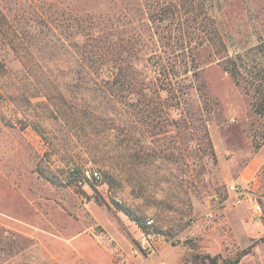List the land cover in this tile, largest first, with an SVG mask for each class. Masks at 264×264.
Instances as JSON below:
<instances>
[{
  "label": "rangeland",
  "instance_id": "374dc122",
  "mask_svg": "<svg viewBox=\"0 0 264 264\" xmlns=\"http://www.w3.org/2000/svg\"><path fill=\"white\" fill-rule=\"evenodd\" d=\"M164 1L0 0L6 14L0 26V264H139L136 258L156 255L160 243L166 264H202L207 254L234 258L250 244L239 264H264V215L253 218L248 201L229 199L231 183L252 180L264 197V114L253 110L255 90L237 84L200 49L210 98L208 145L191 131L175 130L179 110L172 100L165 125L148 112L139 121L127 91L113 87L114 96L105 98L84 81L75 18L102 15L147 37L157 27L139 24L153 18L142 5ZM206 7L230 51L250 62L264 40V0H206ZM206 20L200 11L191 26L204 29ZM73 166L101 177L78 184ZM146 237L156 248L152 254L142 248Z\"/></svg>",
  "mask_w": 264,
  "mask_h": 264
},
{
  "label": "trees",
  "instance_id": "16d2710c",
  "mask_svg": "<svg viewBox=\"0 0 264 264\" xmlns=\"http://www.w3.org/2000/svg\"><path fill=\"white\" fill-rule=\"evenodd\" d=\"M146 7L152 10L153 18L139 19V24L144 26L148 21L157 27V31L147 37L143 31L130 34L127 25L118 28L102 15L81 14L75 18L79 19L80 24L77 34L82 38V57L87 72V79L84 81L87 84L92 82L105 98L114 96L113 87L127 91L132 100L131 106L139 107L135 111L139 121L148 112L151 121L157 119L165 125L164 112L167 103L172 100L171 105L179 110V117L174 119L175 130H180L183 136L186 131H191V136L201 144L211 145L206 114V103L210 98L201 75L199 60L200 49H205L208 51L207 57L220 63L237 84L243 85L245 89L255 90L253 110L257 114H264V40L261 37L260 43L253 47V55L248 56V62L245 54L230 51L227 36L219 27L217 18L208 11L206 0L152 2L149 6L142 5L144 14L147 13ZM200 11L207 17L204 29H200L201 23L199 26H191V20H195ZM72 14L69 20L73 18ZM5 17L6 14L0 7V26L4 24ZM157 42L165 47L164 50L156 48ZM143 54L146 55L145 58ZM142 63L144 67L141 66ZM250 63H253L255 70H247ZM163 92L166 97H163ZM192 95L198 98L201 105H194ZM54 98V95L50 96L51 100ZM58 98L65 103L63 97ZM62 112L70 119L73 118L72 110ZM45 175L54 180L49 174ZM120 207L146 230L147 225L143 219L136 216L130 208ZM252 246L250 244L234 258L221 259L220 255L207 254L201 263L239 264Z\"/></svg>",
  "mask_w": 264,
  "mask_h": 264
},
{
  "label": "built area",
  "instance_id": "2783aa9c",
  "mask_svg": "<svg viewBox=\"0 0 264 264\" xmlns=\"http://www.w3.org/2000/svg\"><path fill=\"white\" fill-rule=\"evenodd\" d=\"M72 173L77 179L78 184H84L86 179L99 180L100 173L97 170L83 169L81 174H78L76 167H72ZM83 174V175H82ZM229 199H231L234 205H240L245 201H248L250 206H248L249 213L253 218L261 217L264 215V197L261 193L255 190V183L253 181L243 185L237 182H233L229 185ZM213 211L209 213V216H213ZM154 222L153 218L147 219V224L152 225ZM151 233H148L147 237H151ZM147 237L142 241V248L148 254L155 252V246Z\"/></svg>",
  "mask_w": 264,
  "mask_h": 264
},
{
  "label": "crops",
  "instance_id": "0c3cea01",
  "mask_svg": "<svg viewBox=\"0 0 264 264\" xmlns=\"http://www.w3.org/2000/svg\"><path fill=\"white\" fill-rule=\"evenodd\" d=\"M252 181L255 183V190H256L257 185H258V182L256 180H252ZM238 183L245 185V184L249 183V181L246 182V183H242V182H238ZM164 247L165 246L162 243H160V244H158V247H157L158 248V252L156 253V255H154L151 258L146 259V260L143 259V258H141L140 256H138L136 258V261L139 264H166V262L164 261V259H162V257H161L162 255H160L163 252ZM174 264H182V263H180L177 260V261H175Z\"/></svg>",
  "mask_w": 264,
  "mask_h": 264
}]
</instances>
